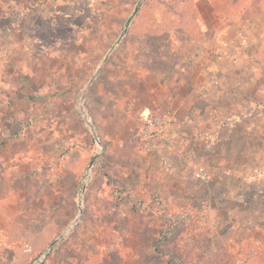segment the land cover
<instances>
[{"label":"rangeland","instance_id":"374dc122","mask_svg":"<svg viewBox=\"0 0 264 264\" xmlns=\"http://www.w3.org/2000/svg\"><path fill=\"white\" fill-rule=\"evenodd\" d=\"M139 2L74 0L75 9L45 19L32 12L19 23L23 32L13 31L14 41L27 38L31 48L30 56L21 57L19 47L4 53L0 69L1 78L2 69L17 68L19 78L0 89V136L17 138L0 141V264L263 258L249 253L261 244L233 225L236 217L217 220L209 211L210 195L196 184L210 183L197 171L210 172L211 161H194L196 179L172 205L154 193L157 203L143 206L148 155L138 138L140 108L189 65V20L197 19H189V8L204 7L199 0H143L135 12ZM8 25L3 20L0 29ZM16 54L25 62L10 65ZM13 169L14 181L4 183ZM152 184L159 188L158 179Z\"/></svg>","mask_w":264,"mask_h":264},{"label":"crops","instance_id":"0c3cea01","mask_svg":"<svg viewBox=\"0 0 264 264\" xmlns=\"http://www.w3.org/2000/svg\"><path fill=\"white\" fill-rule=\"evenodd\" d=\"M199 1L202 10L189 8V19L197 18L193 23L189 20V65L170 82L164 79L161 93L148 95L140 108L141 115L167 110L173 114L170 138L143 146L148 155L143 206L157 203L154 193L172 205L183 187L189 186V178L196 179L197 170L191 168L194 161H211L213 168L207 167L210 183L196 180L210 195L209 211L217 212V220L226 214L236 217L233 225L247 230L251 242L261 244L263 258L252 264H264V25H260L264 0ZM66 7L75 9L74 0H0V22H9L0 29V57L15 47L21 57L30 56L27 38L14 41L13 31L24 30L18 27L22 18L32 12L41 19L51 14L56 17ZM9 60L10 65L25 62L18 54ZM16 69H2L0 89L15 87ZM13 140L17 138L0 136V141ZM155 163L158 169H153ZM11 172L14 176L4 181L9 185L18 173ZM155 179L159 188L152 184ZM211 188L217 195L212 196Z\"/></svg>","mask_w":264,"mask_h":264},{"label":"built area","instance_id":"2783aa9c","mask_svg":"<svg viewBox=\"0 0 264 264\" xmlns=\"http://www.w3.org/2000/svg\"><path fill=\"white\" fill-rule=\"evenodd\" d=\"M8 58L7 54H3L0 57V69L1 64ZM173 128V114L167 110L163 113H148L147 115L139 116V134L138 138L144 142V144H158L163 141H167L170 138ZM164 163L168 164L165 160ZM197 175L205 180L210 178V172L205 168H199ZM26 252L32 251L31 247H25ZM249 253L257 257L260 254L259 246L252 245ZM230 264H245L243 262H236Z\"/></svg>","mask_w":264,"mask_h":264},{"label":"water","instance_id":"95a60500","mask_svg":"<svg viewBox=\"0 0 264 264\" xmlns=\"http://www.w3.org/2000/svg\"><path fill=\"white\" fill-rule=\"evenodd\" d=\"M142 1H143V0H140V2H139V4H138V6L136 7V10H135V12H137V11H138V9H139V6L141 5ZM83 111H85V110L83 109ZM93 160H94V158H93ZM93 160H92V161H93ZM92 161H91V164H92ZM81 213H82V210H81ZM78 220H79V218H78ZM78 220H77V221H78Z\"/></svg>","mask_w":264,"mask_h":264},{"label":"bare ground","instance_id":"6f19581e","mask_svg":"<svg viewBox=\"0 0 264 264\" xmlns=\"http://www.w3.org/2000/svg\"><path fill=\"white\" fill-rule=\"evenodd\" d=\"M77 220H78V218H77ZM77 220H76V222H77Z\"/></svg>","mask_w":264,"mask_h":264}]
</instances>
